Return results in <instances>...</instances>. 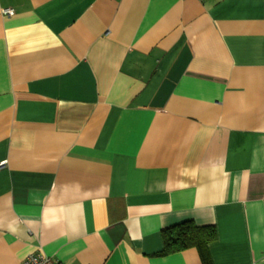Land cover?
<instances>
[{"label": "crops", "instance_id": "obj_1", "mask_svg": "<svg viewBox=\"0 0 264 264\" xmlns=\"http://www.w3.org/2000/svg\"><path fill=\"white\" fill-rule=\"evenodd\" d=\"M0 165V264H264V0H0Z\"/></svg>", "mask_w": 264, "mask_h": 264}, {"label": "trees", "instance_id": "obj_2", "mask_svg": "<svg viewBox=\"0 0 264 264\" xmlns=\"http://www.w3.org/2000/svg\"><path fill=\"white\" fill-rule=\"evenodd\" d=\"M163 237L166 253L197 248L202 262L212 264L207 246L216 238L214 226H199L188 220L165 228Z\"/></svg>", "mask_w": 264, "mask_h": 264}, {"label": "built area", "instance_id": "obj_3", "mask_svg": "<svg viewBox=\"0 0 264 264\" xmlns=\"http://www.w3.org/2000/svg\"><path fill=\"white\" fill-rule=\"evenodd\" d=\"M5 13H13L12 9H6ZM1 167V165H0ZM23 264H53L52 259L42 251H36L28 254L23 261Z\"/></svg>", "mask_w": 264, "mask_h": 264}]
</instances>
